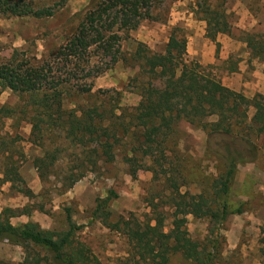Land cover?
Masks as SVG:
<instances>
[{
    "label": "trees",
    "instance_id": "1",
    "mask_svg": "<svg viewBox=\"0 0 264 264\" xmlns=\"http://www.w3.org/2000/svg\"><path fill=\"white\" fill-rule=\"evenodd\" d=\"M224 4L212 7L208 0L197 3L202 21L207 24L206 37L212 42L220 34L233 35L235 30ZM150 10L151 0H94L84 24L58 50L57 61H64L67 66L84 63L92 47L110 54V42L120 38V34L136 31L143 20L150 18ZM1 14L17 18L53 16L52 12H34L28 5L13 0H0ZM247 41L255 54L264 57V45H257L253 39ZM187 45L188 37L179 29L173 30L164 53H155L144 43L137 44L131 58L148 81L141 87L145 103L132 109L108 108L105 100L100 101L105 96L102 92L89 95L86 100L95 97L96 101L87 106L67 109L69 80L55 76L47 60L26 59V53L19 50L9 59L0 58L1 91H11L21 102L15 106L0 104V153L4 159L0 184L25 185L19 166L24 156L19 144L25 140L19 133H4L7 120H13L16 129L23 122L32 125L29 142L43 150V157L36 158L34 166L42 183H48L51 177L56 180L59 196L86 178L118 147L129 149L128 152L150 158L167 175L164 192L147 201L151 211L143 219L134 214L114 218L110 208L119 199L114 190L95 201L92 220L128 240L126 264H171L176 255L187 264H232L223 256L227 245L223 232L229 217L243 214L242 208H232V185L238 166L257 159L259 148L254 140L264 137V95L248 99L226 88L211 67L189 59ZM251 108L255 112L250 119ZM212 118L215 120L210 122ZM182 121L200 127L208 138L230 137L243 145L236 151L226 149L222 172L199 194L183 193L186 183L180 173L164 169V164L172 166L166 144ZM125 161L134 163L136 158L125 157ZM158 174L155 171V179ZM25 196L38 197L29 188L25 189ZM168 210H173L176 224L167 231ZM38 211L47 214L44 205H39ZM63 211L65 228L45 230L32 221L13 225L12 218H30L31 212L4 209L0 214V244L7 242L24 250L19 264H99L90 248L78 240L79 232L86 226L75 222L72 208L65 207ZM188 216L207 222L202 241L190 237L184 226ZM259 243L264 264V228ZM0 264L4 263L0 260Z\"/></svg>",
    "mask_w": 264,
    "mask_h": 264
},
{
    "label": "rangeland",
    "instance_id": "2",
    "mask_svg": "<svg viewBox=\"0 0 264 264\" xmlns=\"http://www.w3.org/2000/svg\"><path fill=\"white\" fill-rule=\"evenodd\" d=\"M13 2L28 5L34 12H52L53 16L17 18L1 14L0 58L9 59L15 50H19L26 53V59L47 60L52 65L55 76L69 80L65 94L67 109L87 106L96 101L95 97L86 100L89 95L94 96L98 92L105 94L100 101L105 100L110 109H132L143 105L145 101L141 95V87L148 79L142 75L138 65L131 58L137 44L144 43L153 52L164 53L174 29L181 30L188 37V44L192 41L190 38L198 32L205 31L207 35V24L202 21L201 10L197 7V3H203V0H151L150 18L143 20L136 31H130L126 36L120 34V38L110 42V54L100 47H92L87 52L84 63L74 62L73 65L67 66L64 61H57V52L60 47L66 45V38L71 37L76 29L84 24L86 12L92 7L94 0ZM208 3L212 7L225 3L229 22L235 23V14L230 12L232 1L208 0ZM259 19L258 28L255 27L251 32L235 29L233 36L246 41L253 39L257 45H264V16ZM188 47L192 51V45H187V51ZM219 47L218 44V50ZM188 57L197 60L189 53ZM122 58L129 62L125 63ZM75 63L78 65L74 66ZM211 70L214 74L215 69L211 67ZM86 91H91L92 94ZM19 103L21 104L15 94L9 90L1 91L0 88V104L15 106ZM254 112L251 108L250 119ZM214 120L212 118L209 121ZM4 133H19L25 140L19 144L24 155L19 166L25 185L0 184V214L4 209H24L31 212V217L12 218L10 221L13 225L32 221L40 224L45 230H62L65 228L63 210L70 207L74 210L75 222L86 226L79 232L78 240L90 248L99 264H126L128 240L124 235L111 232L92 220L95 201L105 197L108 191L114 190L119 195V199L114 201L110 208L114 218L134 214L143 219L151 211L147 201L164 192L167 175L164 170L153 165L150 158H142L140 153L133 154L128 152L129 149L118 147L86 178L59 196L55 188L56 180L51 177L48 183H42L34 166V160L43 157V150L29 142L32 125L23 122L19 129H16L14 121L7 120ZM254 142L259 148L257 159L238 166L230 197L232 208H242L243 214L229 217L223 232L227 239L223 256L226 260H231L232 264H262L259 241L264 228V137H259ZM166 147V155L171 161L167 162L172 163V166L164 164V169L171 168L180 173L186 183L181 190L183 193L199 194L206 191L222 172V159L226 155V149L236 151L243 145L239 141L234 142L230 137L217 135L208 138L200 127L182 121ZM62 155L67 156L68 153ZM132 156L136 158V162L125 161V157ZM17 157L15 156V160ZM3 165L4 159L0 153V179ZM155 171L159 173L158 179H155ZM26 188L31 189L38 197H26ZM6 195L12 197L11 201L7 200ZM39 205H44L47 214L38 211ZM167 218L168 231L176 224L173 210H168ZM185 220L184 226L190 237L194 241H202L206 236L207 222L193 216H188ZM23 258L24 250L21 247L7 242L0 244V260L4 264H19ZM171 264L187 263L180 255H176Z\"/></svg>",
    "mask_w": 264,
    "mask_h": 264
},
{
    "label": "crops",
    "instance_id": "3",
    "mask_svg": "<svg viewBox=\"0 0 264 264\" xmlns=\"http://www.w3.org/2000/svg\"><path fill=\"white\" fill-rule=\"evenodd\" d=\"M230 1V12L236 17L235 23L230 22L234 29L251 32L259 27V17L264 16V0ZM190 40L188 45H192V51L188 47V53L202 66L213 67L223 86L248 99L258 94L264 95V57L255 54L249 41L220 34L216 42H212L206 38L205 31L196 33ZM6 198L11 201L12 197L6 195Z\"/></svg>",
    "mask_w": 264,
    "mask_h": 264
}]
</instances>
